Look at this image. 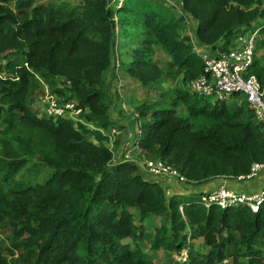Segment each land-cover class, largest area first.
Segmentation results:
<instances>
[{
	"label": "trees",
	"instance_id": "16d2710c",
	"mask_svg": "<svg viewBox=\"0 0 264 264\" xmlns=\"http://www.w3.org/2000/svg\"><path fill=\"white\" fill-rule=\"evenodd\" d=\"M94 2L84 19L67 5L14 0L8 6L0 0V224L8 227L11 248L19 253L16 264H147L140 241L151 212L167 213L169 221V233L152 247L185 249L180 264H264V202L252 212L245 205L206 207L199 194L181 190L167 195L135 162H111L101 130L32 111L28 99L36 94L34 72L40 71L67 80L70 97L89 108L93 125H111L96 83L113 53L114 22L109 9ZM181 6L196 20L195 36L204 48L226 50L236 36L264 30V0H181ZM141 14L140 45H157L170 56V76L182 74L187 82L203 72L190 37L178 32L184 16L154 8ZM154 66L140 55L128 70L147 82L158 75ZM251 72L263 83L255 61ZM179 98L186 117L174 108H137L150 117L135 142L143 153L165 160L189 183L245 175L253 163L264 162V122L250 106L211 102L187 90ZM199 117L209 122L194 128L189 119ZM30 159L52 174L42 183L11 184ZM128 206L140 209L139 219ZM0 264L9 263L0 257Z\"/></svg>",
	"mask_w": 264,
	"mask_h": 264
},
{
	"label": "rangeland",
	"instance_id": "374dc122",
	"mask_svg": "<svg viewBox=\"0 0 264 264\" xmlns=\"http://www.w3.org/2000/svg\"><path fill=\"white\" fill-rule=\"evenodd\" d=\"M6 5L13 6L14 0H5ZM35 6L51 7L59 5H67L74 7L78 11L79 17L85 16L84 19L90 18V13L94 8V0H30ZM102 7L109 9L108 16L114 22V45L113 53H110V62L108 66L102 71L99 81L96 83V89L104 94L105 101L108 107V112L112 120L108 128H101L106 136L105 141L111 151V162H119L122 160H129L138 165L139 173L145 174L139 163L146 159H154L157 157H150L137 148L135 142L141 135L140 125L144 123L149 116H142L137 108L145 107V110L151 112L157 109L174 108L175 112L180 116H188L186 105L182 99L179 98L181 90H189L190 81L185 82L182 74L172 77L168 73V63L170 56L164 52L157 45H140L139 37L143 36L145 28L141 21L142 12L147 9H160L162 12L171 14L179 19L184 10L181 6V0H100ZM126 9H123L124 6ZM185 11V10H184ZM186 12V11H185ZM179 22V34L195 36L196 20L188 13ZM89 17V18H88ZM95 20V19H93ZM88 38L97 39L96 35L88 34ZM194 39V40H195ZM197 40V39H196ZM220 41H217V44ZM197 41V47H198ZM216 44V45H217ZM220 46V44H218ZM142 50L135 54V51ZM147 51L150 54H147ZM144 55V59L153 63L154 70L158 72L155 78L143 82L134 73L128 70L130 63L135 56ZM262 79L264 80V30L256 33V47L254 59ZM4 64L7 61L2 59ZM38 89L36 94L28 99V104L36 115H44L43 104L41 97L46 94H55L67 100H73L76 104L78 102L70 97L72 92L68 89L69 83L63 76H43L40 71L34 72ZM264 83V81H263ZM60 91V92H59ZM193 94V93H192ZM211 101V99H209ZM214 102V101H211ZM226 103L234 105H248L241 95H234L226 100ZM249 106V105H248ZM90 110L86 107L82 113L85 120L91 124L88 115ZM191 120L193 127H199L202 124L208 123L206 118L199 117ZM97 128L95 125H93ZM115 129V133H110L109 129ZM92 136V135H91ZM52 169L46 164L36 159L30 161L22 166L19 171L13 176L11 184L23 183L34 184L44 182L51 174ZM150 178L159 180L161 187L167 195L178 193L182 189V185H171L172 181L165 178L154 177L147 175ZM259 179L264 178V170L258 172ZM147 178V177H146ZM237 179V178H235ZM234 180V179H233ZM232 180V181H233ZM238 184L236 187H231L236 190L244 188H252V181H234ZM185 182L184 184H186ZM206 186V185H205ZM204 188V186L202 187ZM205 187L204 189H207ZM200 190V188H197ZM203 191V190H201ZM127 209L137 219L140 218V209L128 206ZM182 210V207L181 209ZM168 214H157L151 212L143 221L144 229L142 233V240L140 241L141 248L146 257L147 264H180L186 260V251L167 248L164 246L154 248L152 243L156 238H161L167 235L169 228ZM2 224V223H1ZM0 224V257L7 260L9 264H16L19 261V253L11 248V235L8 227Z\"/></svg>",
	"mask_w": 264,
	"mask_h": 264
},
{
	"label": "built area",
	"instance_id": "2783aa9c",
	"mask_svg": "<svg viewBox=\"0 0 264 264\" xmlns=\"http://www.w3.org/2000/svg\"><path fill=\"white\" fill-rule=\"evenodd\" d=\"M188 36L195 52L203 61L204 69L201 74L190 81L189 91L198 97L211 99V101H226L234 95H241L251 107L255 119L264 122V83L255 73L251 72V65L255 59L256 31L236 36L232 45L226 50L204 48L201 44L197 47L194 35L189 34ZM41 103L46 117L62 118L95 128L82 116L85 108L76 104L72 99L67 100L55 94H46L41 97ZM95 129L103 131L100 128ZM109 131L115 133V129L110 128ZM139 165L147 175L189 183L174 167L160 158L146 159ZM261 170H264V162L253 163L247 174L236 178L253 179ZM263 202L264 180L261 188L256 192H244L222 184L201 196V204L206 207L212 204L222 208L245 205L252 212H257Z\"/></svg>",
	"mask_w": 264,
	"mask_h": 264
},
{
	"label": "crops",
	"instance_id": "0c3cea01",
	"mask_svg": "<svg viewBox=\"0 0 264 264\" xmlns=\"http://www.w3.org/2000/svg\"><path fill=\"white\" fill-rule=\"evenodd\" d=\"M257 177L258 176H256L253 179H242V180H240V179H235L236 177L232 178V177H227L225 175H218V176H214L213 178L204 180V181L199 182V183H192V182L186 183V184L180 183V182L179 183L182 185V189H180V190L184 194L193 193V194H197V195L199 194L200 196H202L203 194H206L209 191L216 189L217 187H219L222 184L229 186L228 185L229 180L231 181V184H230L231 187L238 186V184L236 182H234L235 180L236 181H252V182L254 181L252 188L249 187L247 189H244L241 187V189H238V190L244 191V192H256L261 188V184L263 183V180H264V178L259 179ZM203 186H204V188L205 187H208V188L204 189V188H202ZM197 188H200V190H198ZM201 190H203V191H201Z\"/></svg>",
	"mask_w": 264,
	"mask_h": 264
}]
</instances>
